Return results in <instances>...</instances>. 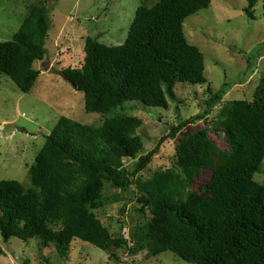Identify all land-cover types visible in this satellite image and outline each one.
Wrapping results in <instances>:
<instances>
[{
  "label": "trees",
  "instance_id": "obj_1",
  "mask_svg": "<svg viewBox=\"0 0 264 264\" xmlns=\"http://www.w3.org/2000/svg\"><path fill=\"white\" fill-rule=\"evenodd\" d=\"M141 1L122 45L88 37L83 66L61 71L84 94L85 111L103 122L90 126L62 117L30 166L28 183L0 181V234L6 243L39 239L62 259L78 239L113 257L126 248L132 255L172 252L189 264H264V183L255 179L264 175V79L252 102L221 107L213 131L225 148L211 138L208 117L227 89H209L204 112L172 127L168 137L201 121L206 128L179 142L173 169L142 180L159 146L145 153L138 134L143 121L118 112L134 102L167 110L178 83L207 84L204 55L188 42L184 23L212 0ZM258 3L248 0L250 20ZM50 28L45 0L30 8L12 41L0 42V74L25 94L41 75L34 64L47 55ZM126 160L136 162L129 167ZM106 185L119 194L138 190L143 221L129 237L113 236L95 213L105 205Z\"/></svg>",
  "mask_w": 264,
  "mask_h": 264
},
{
  "label": "rangeland",
  "instance_id": "obj_2",
  "mask_svg": "<svg viewBox=\"0 0 264 264\" xmlns=\"http://www.w3.org/2000/svg\"><path fill=\"white\" fill-rule=\"evenodd\" d=\"M45 0H0V42H10L22 27L33 5ZM51 28L46 41L44 61L35 62L41 71L30 93H23L7 76L0 74V181L28 183V171L62 117L84 125H100L103 117L85 111L84 94L66 81L61 71L81 68L85 58V42L96 38L108 46L122 45L134 20L141 0H46ZM160 0H145L147 6ZM264 0L255 8V20L245 13L248 0H212L208 9L186 19L184 32L188 42L200 49L205 58L206 85L178 83L175 99L169 108H149L140 102L127 104L119 114L143 121L138 134L143 138L145 153L159 146V153L139 175L147 180L157 171L173 169L176 148L190 134L206 128L204 121L188 125L175 139L169 138L172 127L202 114L214 93L227 89L222 104L208 117L211 138L221 148L226 145L214 133L217 115L225 103L254 100L264 79ZM166 138L161 142L162 138ZM133 167L136 161L126 160ZM264 165L262 166V172ZM207 172L204 171V174ZM255 179L264 183V175ZM136 189V187L134 186ZM116 192L106 185L105 205L95 213L113 236L129 237L140 220L137 197ZM124 209V212H123ZM39 239L28 242L13 238L7 243L0 234V264H189L172 252L154 256L150 251L132 255L128 249L104 252L81 240H74L70 256L58 257L54 247H43Z\"/></svg>",
  "mask_w": 264,
  "mask_h": 264
}]
</instances>
